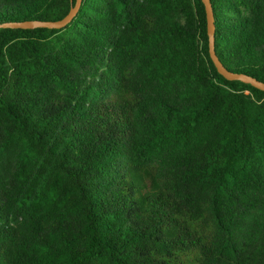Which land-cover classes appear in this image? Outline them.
<instances>
[{
    "label": "trees",
    "instance_id": "trees-1",
    "mask_svg": "<svg viewBox=\"0 0 264 264\" xmlns=\"http://www.w3.org/2000/svg\"><path fill=\"white\" fill-rule=\"evenodd\" d=\"M210 2L219 60L264 82V0ZM0 264H264V91L217 72L201 0L0 27Z\"/></svg>",
    "mask_w": 264,
    "mask_h": 264
},
{
    "label": "water",
    "instance_id": "water-1",
    "mask_svg": "<svg viewBox=\"0 0 264 264\" xmlns=\"http://www.w3.org/2000/svg\"><path fill=\"white\" fill-rule=\"evenodd\" d=\"M204 4L205 8V16H206V31L208 37V52L209 56L216 67V70L219 74H221L227 80H240L244 83H249L255 88L264 91V82L252 77L248 74L241 73V72H233L228 70L222 62L219 60L218 56L215 53L214 48V15L213 9L210 0H201ZM82 0H75V3L70 7L67 14L58 20H22V21H10L0 23V27H8V28H63L68 23H70L73 18L76 16Z\"/></svg>",
    "mask_w": 264,
    "mask_h": 264
}]
</instances>
